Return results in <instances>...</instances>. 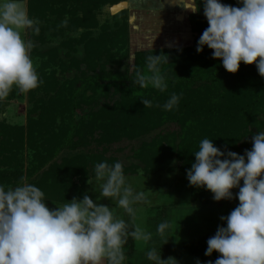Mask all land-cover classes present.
Listing matches in <instances>:
<instances>
[{
    "label": "clouds",
    "instance_id": "9594fccd",
    "mask_svg": "<svg viewBox=\"0 0 264 264\" xmlns=\"http://www.w3.org/2000/svg\"><path fill=\"white\" fill-rule=\"evenodd\" d=\"M182 2L192 13L203 6L208 27L197 41V53L204 46L212 49L211 57L219 59L230 73H236L241 62L255 63L264 77V0H237L239 7L221 0ZM62 23L66 26L67 19ZM38 25L39 21L28 15L26 0H0V101L14 87L28 93L42 83L30 55L35 44L23 35L39 33ZM146 60L151 75L135 70L131 82L165 92L168 84L160 65L168 63V57L152 54ZM140 99L144 107L153 106L150 99ZM179 100L173 93L162 106H156L171 111ZM250 142L251 150L238 154L227 145L221 150L205 138L193 153L195 161L186 169L189 185L209 190L214 201H239L227 216L219 218L226 226H218L207 240L204 255L210 257L214 251L220 255L205 264H264V131L258 130ZM94 172V180L87 182L99 193L97 201L110 198L133 219L138 205L151 202L145 192L129 183L122 162L98 163ZM237 188L234 194L232 190ZM46 199L39 187L24 178L16 187L0 185V264H125L129 237L145 245L153 239V233L138 225L130 230L110 206L94 202L88 194L62 206L56 204L54 209L46 205ZM168 229L169 222L162 221L156 233L164 238ZM146 257L152 264H179L172 256L162 259L161 248H149ZM195 264L202 262L197 258Z\"/></svg>",
    "mask_w": 264,
    "mask_h": 264
},
{
    "label": "trees",
    "instance_id": "16d2710c",
    "mask_svg": "<svg viewBox=\"0 0 264 264\" xmlns=\"http://www.w3.org/2000/svg\"><path fill=\"white\" fill-rule=\"evenodd\" d=\"M68 1L27 0L29 17L38 21L44 20V10L52 8L55 4L59 6L53 10L58 19H61L65 13L68 14L67 25L63 24L61 29L73 33L82 28L84 33L79 40L72 37L67 39L65 45L75 50V45L83 43L84 56L80 59L70 58V62L78 70L71 84L52 81L45 83L47 85L44 86L43 81L47 78L40 74L42 83L38 88L28 92L31 102L36 103V106L44 112L41 116L42 120H33L31 116H27L26 126L21 123L6 126L0 122V185L6 189L16 187L24 178L25 182L34 184L45 193L46 204L62 206L71 200L72 194H76L79 198L87 194V180L90 177L88 173L95 175L94 169L98 163L107 161L112 165L116 162L113 152H108L116 141L141 139L131 153L133 158H139L141 166L138 164L124 166L125 174L135 173L137 166L142 167L148 174L164 169L171 170L173 161L180 162V170L186 173V169H189L195 161L193 153L199 150L201 140L212 139L214 145L221 150H224L225 145L230 149L234 145L236 147L241 138L253 135L255 131L264 128V119L259 116L264 114V77L259 75L255 63L241 62L238 71L230 73L222 66L219 59L211 57L212 49L204 46L202 52H196L197 41L208 27L204 15L196 22L195 31L198 36L194 46L182 50H151L139 54L137 70L146 76L151 75L146 60L149 55L161 54L162 58L168 57V63L160 65L168 88L165 92H160L150 84L147 88L133 84L131 81L135 78V71L129 74L128 71L119 70V67L114 70L116 64L122 65L119 60L117 62L109 56L104 63L100 62L102 54L99 48L102 42L113 45L121 42L127 31V23L112 32H103L104 34L98 38L87 36L89 35L87 31L90 33L96 25L95 8L100 3L113 4L120 0H74L76 5L69 10L66 8ZM221 2L236 7L241 6L237 0H221ZM142 56L145 60L140 61ZM107 64L108 69H106ZM82 65L83 69L80 68ZM113 79L117 82L116 86H111L114 84ZM78 81L81 82L82 90L73 96L72 83ZM128 82H131V85L127 84ZM38 92H44L39 99ZM173 93L180 96L177 107L169 112L156 106H162ZM113 95H115L113 105H109ZM232 97L237 98L236 105L229 104V98ZM11 98H14L13 94ZM140 98L150 99L153 106L144 107ZM207 98H210L212 103ZM69 100L72 101L70 105ZM80 101L96 108L99 106L96 112L99 120L103 119L104 127L119 123L117 129L108 128L103 131L102 138L95 140L96 144L98 142L105 145H99L102 146L100 148L96 145L92 150H88L87 154L82 155V160H66L61 164L55 157L60 151L56 150L57 136L54 134L51 140L45 136L44 139L50 142L47 144L48 152H42L43 149L37 150L39 154H36L34 149L29 167L25 168L23 150L26 145L33 149L35 141L39 143L43 140L42 138L34 140L33 136L40 135L37 128L45 121L44 117L77 111L80 109L78 108ZM208 103L211 105L207 108ZM7 105H9L8 100L0 101V112H4ZM215 106L217 108L213 109ZM226 109L232 110L228 113ZM92 110L95 113V108ZM83 114H87V111ZM167 115H176L174 124L178 128L163 130L162 126L170 122V117ZM25 128L28 131L27 136L23 134ZM152 132L154 134L149 139H145ZM210 237L212 236L203 238L196 247H191L194 253H199L204 264L208 258L204 253ZM219 255V253H216V257L211 255L210 260L215 261L214 259ZM164 257V253L161 252V258Z\"/></svg>",
    "mask_w": 264,
    "mask_h": 264
},
{
    "label": "rangeland",
    "instance_id": "374dc122",
    "mask_svg": "<svg viewBox=\"0 0 264 264\" xmlns=\"http://www.w3.org/2000/svg\"><path fill=\"white\" fill-rule=\"evenodd\" d=\"M73 5H76V2L69 0L66 8L69 10ZM57 8L59 6L55 4L52 8L44 10V20L39 21L38 25L39 33L25 32L23 34L25 39L31 40L35 44L30 55L39 77L42 74L43 77L47 78L43 81L44 86L47 85L45 83L52 81L53 83L59 81L71 84L77 76L78 70L70 62V58L80 59L84 56L83 43L75 45V50H71L65 45V41L71 37L81 39L84 30L79 28L72 33L61 29L62 22L67 19L68 14L65 13L61 19H58L53 12ZM95 13L96 25L90 33L87 31L89 37L98 38L101 34L112 32L127 23V31L121 42L115 45L102 42L99 50L102 54L100 62L104 63L111 56L117 62L119 60V63H122V65L116 64L113 67L114 70L119 67V70H125L131 74L137 70L136 63L141 53L151 50L187 49L194 46L198 36L195 26L198 18L203 16V6L201 5L200 12L192 13L184 8L182 0H120L113 4L100 3L95 8ZM32 19L37 20L36 18ZM142 60H145L143 56L140 57V61ZM83 67L82 65L80 68L83 69ZM108 68L107 64L106 69ZM80 83V81L72 83L73 96L82 90ZM113 83L111 86H116L117 82L114 79ZM127 84L131 85V82ZM12 94L14 98H11ZM43 94L44 92H38V99ZM114 97L115 95L111 97L109 105H113ZM209 99L207 98V100ZM5 100H8L9 105L4 112H0V122H3L4 125L18 123L25 125L27 124V116H31L33 120H42L41 116L44 112L36 106V103L31 102L28 93H23L14 87ZM74 100L76 101V99ZM209 101L212 103V100ZM229 101L231 105L237 104L235 97L229 98ZM71 103L72 101L69 100L68 104ZM207 105L208 108L211 104L208 103ZM78 108L80 109L72 113L67 111L66 113L62 112L44 117L45 121L41 127L37 128L40 135L33 136L34 140L42 138L44 142H42L43 140L39 143L35 141L33 149L25 146L23 150L25 168L29 167L34 149L36 154H39L37 150L42 151L44 149L42 152H48L47 144L50 142L44 139L45 136H48L50 140L54 134L57 136L56 150L60 151L55 157L57 162L61 164H64L66 160H82V155L87 154L88 150H92L96 145L99 148L105 145L98 142L96 144L95 140L98 141L104 136V130L108 128L117 129L119 123L104 127L103 119L99 120V115L96 112L99 110V106L96 108L80 101ZM93 108H95V113ZM216 108L217 106L213 109ZM210 109L213 110L212 107ZM231 110L226 109V112L229 113ZM84 111H87V114H83ZM175 116L167 115L170 117V122L162 126L164 131L176 129ZM259 116L264 119V114ZM261 131H264V128ZM27 133L25 128L23 134L27 136ZM153 134V132L150 133L145 139H149ZM251 137L252 135L241 138L236 147L234 145L229 150L238 154H243L245 149L251 150ZM140 140L138 138L116 141L110 147L111 149H108V152L112 151L117 159L116 162H122L124 166L132 164L141 166L138 161L139 158L131 156L132 149L139 145ZM88 174L90 175L89 179L94 180L95 175L92 176L90 172ZM125 175L134 189L145 192L151 201L149 204L137 206L139 210L135 219L130 217L124 209L118 207L110 198H101L97 201L96 197L99 193L93 192L91 190L92 185L87 182V194L90 198L94 202L110 206L116 218L124 219L129 224L130 230L134 225H138L153 233V239L147 245L129 237L124 248L125 264H152L146 257L147 250L152 247H155L157 251H160L161 248V252L165 255L164 259L172 256L177 259L179 264H195L197 258L204 264L199 253H194L191 247H196L203 238L213 236L218 226H226L225 222L219 218L227 216L238 205V199L214 201L212 199L213 194L209 190L200 191L189 185L186 173L180 170V162L177 161L172 162L171 170L164 169L148 174L144 172L142 167L137 166L135 173ZM242 183L241 181V185ZM232 191L235 194L238 192V188ZM74 197L77 195L72 194L71 199ZM49 208L54 209L56 207ZM162 221L169 222V229L164 238L156 233L157 226ZM168 236H170L168 241L164 243ZM216 253L214 251L212 255L216 257ZM206 260H210V257L208 256Z\"/></svg>",
    "mask_w": 264,
    "mask_h": 264
},
{
    "label": "crops",
    "instance_id": "0c3cea01",
    "mask_svg": "<svg viewBox=\"0 0 264 264\" xmlns=\"http://www.w3.org/2000/svg\"><path fill=\"white\" fill-rule=\"evenodd\" d=\"M48 207H52V206H55L57 207V205H54V204H46Z\"/></svg>",
    "mask_w": 264,
    "mask_h": 264
}]
</instances>
